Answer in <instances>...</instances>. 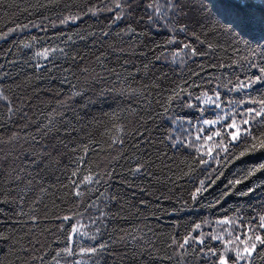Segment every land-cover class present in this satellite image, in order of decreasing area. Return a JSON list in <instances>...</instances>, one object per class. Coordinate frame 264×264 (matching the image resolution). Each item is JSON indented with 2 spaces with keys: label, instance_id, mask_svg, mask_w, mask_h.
Returning a JSON list of instances; mask_svg holds the SVG:
<instances>
[{
  "label": "snow or ice",
  "instance_id": "snow-or-ice-1",
  "mask_svg": "<svg viewBox=\"0 0 264 264\" xmlns=\"http://www.w3.org/2000/svg\"><path fill=\"white\" fill-rule=\"evenodd\" d=\"M0 43V264H264V159L205 200L264 155V0H0Z\"/></svg>",
  "mask_w": 264,
  "mask_h": 264
},
{
  "label": "trees",
  "instance_id": "trees-1",
  "mask_svg": "<svg viewBox=\"0 0 264 264\" xmlns=\"http://www.w3.org/2000/svg\"><path fill=\"white\" fill-rule=\"evenodd\" d=\"M0 47H6V45H3L0 43ZM91 114L99 116L102 112L109 111V107L107 104H97L91 108ZM264 159V155L257 153L255 155H248L245 157H241L239 160L235 161L232 165H229L227 169H225V176L221 178L220 181L217 182V185L213 186L212 189L209 190L208 193H205V200H211L212 197L219 193L223 189V184L227 182L228 178H232L233 173H236L239 169H243L246 165L252 164V163H258L260 160ZM187 185H185V188L187 189ZM185 191V195H186ZM237 197L233 196L228 198L227 204H225V207L228 206V204H234L238 202ZM197 214L204 215L206 214L205 211H200ZM0 227H3L0 225ZM3 245H0V248H2Z\"/></svg>",
  "mask_w": 264,
  "mask_h": 264
}]
</instances>
